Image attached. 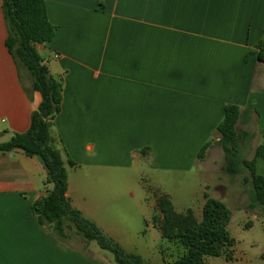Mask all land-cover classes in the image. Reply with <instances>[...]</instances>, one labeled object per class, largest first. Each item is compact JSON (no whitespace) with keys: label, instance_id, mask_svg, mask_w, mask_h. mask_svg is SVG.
I'll list each match as a JSON object with an SVG mask.
<instances>
[{"label":"crops","instance_id":"1","mask_svg":"<svg viewBox=\"0 0 264 264\" xmlns=\"http://www.w3.org/2000/svg\"><path fill=\"white\" fill-rule=\"evenodd\" d=\"M45 3L56 33L36 48L63 83L52 136L68 170L67 197L144 264H170L157 247L163 236L155 222L157 199L168 195L139 185L143 199L127 197L124 185H115L116 174L192 171L202 147L210 143L205 156H211L219 144L227 105L240 108L236 128L252 134L245 144L254 158L264 145V62L256 49L264 35V0ZM2 6L0 0V144L29 130L42 101L6 46ZM256 171L264 176V159H257ZM46 177L37 158L0 153V264H117L99 246L79 247L71 232L63 241L39 223L32 206L52 188ZM134 210L136 224L127 221ZM151 235L149 245L144 240ZM223 258L224 264H264V250L233 249L232 259Z\"/></svg>","mask_w":264,"mask_h":264},{"label":"trees","instance_id":"2","mask_svg":"<svg viewBox=\"0 0 264 264\" xmlns=\"http://www.w3.org/2000/svg\"><path fill=\"white\" fill-rule=\"evenodd\" d=\"M2 8L8 28L6 46L18 66L29 73L33 90L42 97L38 109L32 114L29 130L14 134L10 141L0 144V153L22 151L28 157H42L46 163L49 173L45 184L52 188L33 204V213L41 225L51 228L63 241L75 231L86 242H95L102 250L110 252L117 264H144L141 256L127 252L94 222L86 219L67 197L68 170L52 136L54 121L62 107L63 83L51 75L36 48L37 44L51 42L56 33L48 19L45 0H3ZM256 49L259 60L264 62V35ZM240 117L238 106L227 105L224 118L217 127L219 144L225 156L224 170L230 176L248 170L250 177L244 182L252 186L250 205L264 208V176L256 171L257 159H264V145L258 147L253 159L242 156V147L252 134L238 132L236 127ZM209 146L207 143L202 147L198 159L204 158ZM68 163L75 165L71 160ZM157 210L159 216L155 222L166 242L162 253L170 264H208V257L232 259L231 249L235 244L229 231L232 212L222 201L206 196L201 220L192 209L177 212L166 195L158 197Z\"/></svg>","mask_w":264,"mask_h":264},{"label":"rangeland","instance_id":"3","mask_svg":"<svg viewBox=\"0 0 264 264\" xmlns=\"http://www.w3.org/2000/svg\"><path fill=\"white\" fill-rule=\"evenodd\" d=\"M243 129L244 126H240L238 132ZM241 153L245 159L251 160L254 153L252 145L244 144ZM224 166L225 156L222 147L220 144H214L212 155L204 156L190 172L171 173L159 171L155 173L142 168L139 170L134 169L126 173L118 172L115 185H124L121 187V191L127 197L130 193H134L135 198L142 199L143 193L139 185H144V188L147 185L150 188L149 192L159 191L167 194L175 203L178 212L185 213L191 208L199 220L202 219V206L206 201V196L222 201L232 212L229 231L235 240V244L231 250L235 249L237 253L245 250L257 255L264 250V208H252L250 205L252 186L250 183L244 182L245 179L250 177L249 171L244 170L237 176H230L225 172ZM136 213L137 211L134 210V216L127 218L129 223H135L137 220ZM71 233L73 236L71 241L77 246L86 248L90 245L100 249L95 242H86L75 231ZM144 241L152 245L153 236L147 237ZM165 246V240L159 236L158 249ZM155 255L157 257V254ZM223 257L225 256L208 257L206 261L208 264H224ZM253 264H260V260H253Z\"/></svg>","mask_w":264,"mask_h":264},{"label":"water","instance_id":"4","mask_svg":"<svg viewBox=\"0 0 264 264\" xmlns=\"http://www.w3.org/2000/svg\"><path fill=\"white\" fill-rule=\"evenodd\" d=\"M54 78L57 79L56 76H54ZM37 161H38V163L42 166L43 170H45L46 173L48 174L49 171H48V169H47L46 163H45V161L43 160V158H42V157H37Z\"/></svg>","mask_w":264,"mask_h":264}]
</instances>
